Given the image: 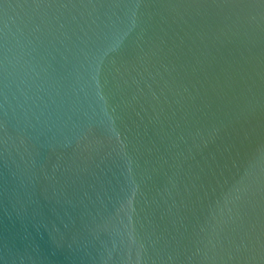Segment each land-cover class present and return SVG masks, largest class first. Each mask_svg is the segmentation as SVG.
Here are the masks:
<instances>
[{
	"label": "water",
	"instance_id": "1",
	"mask_svg": "<svg viewBox=\"0 0 264 264\" xmlns=\"http://www.w3.org/2000/svg\"><path fill=\"white\" fill-rule=\"evenodd\" d=\"M0 264H264V0H0Z\"/></svg>",
	"mask_w": 264,
	"mask_h": 264
}]
</instances>
